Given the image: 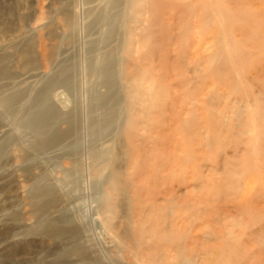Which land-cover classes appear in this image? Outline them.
I'll use <instances>...</instances> for the list:
<instances>
[{
  "label": "rangeland",
  "instance_id": "obj_1",
  "mask_svg": "<svg viewBox=\"0 0 264 264\" xmlns=\"http://www.w3.org/2000/svg\"><path fill=\"white\" fill-rule=\"evenodd\" d=\"M109 1L0 0V99L10 101L0 108V264H85L62 253L64 237L45 236L46 221L79 229L92 264H264V0H136L116 86L122 99L128 91V152L111 190L87 155L89 118L103 110L88 105L104 88L85 70L115 47L90 26L98 13L116 17ZM68 71L70 89L49 84ZM52 95L59 119L17 130ZM74 110L69 150L29 149ZM110 138H95L96 149L118 153Z\"/></svg>",
  "mask_w": 264,
  "mask_h": 264
},
{
  "label": "bare ground",
  "instance_id": "obj_2",
  "mask_svg": "<svg viewBox=\"0 0 264 264\" xmlns=\"http://www.w3.org/2000/svg\"><path fill=\"white\" fill-rule=\"evenodd\" d=\"M87 1L89 0H86V2ZM83 3H85V1ZM136 4H137L136 0H117V1L115 0L111 3L109 1V3L107 4V6L109 5L108 6L109 9H113L116 6L119 7L120 9L117 15H113L116 17L114 18L112 17V15L109 16L107 10L105 12L96 14L90 24V26L92 27L94 25H100L104 29V33H103L104 40L109 41L111 38H113V36L117 38L115 47L112 50L105 52L100 57L98 56L93 57V59L90 60V62L88 63L85 69L87 71V74L99 80L104 88L103 94L93 95V99L90 101V104L88 105V114L97 112L100 107L103 110L99 118L91 117L89 118V121L87 120L88 129L92 131L91 135L93 136L92 143L90 144V149L88 150L87 155L93 161L100 160V164L104 168V170L101 171V173L104 174V176L102 177L103 179L101 182V186H104L105 189L108 190L114 189L116 187L117 173L115 172L116 169L115 166L120 164V162L122 161L121 156L127 154L128 152L127 143L123 145L124 142L122 140L124 136L127 135V133L129 132L127 128L128 127L127 123H125L130 107L129 106L130 104L128 102H125L126 97L128 96V91L125 90L124 93L123 92L124 88H122V92H123V99H122L117 92L116 86H117V82L119 80H122L124 77L123 71L121 70L122 69L121 66L123 64V56L126 53L127 46H129L130 43V34L127 25L131 20V16L133 15L132 11L135 8ZM70 17L65 16L63 19L64 20L63 27L65 28L64 40L68 41L69 43L72 40V35L74 33L73 30L75 28V23L72 17L71 18ZM88 26L86 27L88 28ZM118 26L119 28L121 27L122 30L121 33H119L117 30ZM50 56L51 57L55 56V54H52L51 52ZM70 74L72 73L68 71L67 75L64 78L58 79L56 81L53 80L49 84L51 86L54 85L53 87L60 86L66 90L70 89L72 83ZM55 97H56L55 95H52L47 98L46 101L47 104H45L46 107H42V104L40 103L41 97L39 98V101L36 99L38 105L42 107L39 110V113L33 114L30 117H28L25 120V122L19 128H17V130L32 129L33 126H35V128L40 132L42 131L45 132L46 130H48L49 129L48 124L52 122V119L53 118L59 119L58 116L59 114L56 113L55 111V109L57 108V106L54 103ZM89 97L90 96H88V98ZM56 99H58V97ZM90 99L91 98H89V100ZM9 106H10V101L8 99H0L1 109H3L5 112H9ZM109 114H114V116L108 117ZM122 115L123 116L126 115V118L123 121H122ZM61 120L64 123V128L60 130H53L51 135L46 137L44 140H40V141L36 140L34 144L30 145L29 149L32 150L33 152H37V150L39 149H41L42 151L51 148L63 149L66 147L67 144H71L69 143L71 139L72 142L75 141L79 136L80 126H81L80 117L77 110L68 113L65 116V119H61ZM102 133L105 134L109 133L112 137L109 140H111L112 142L114 141V139L115 141L116 139L120 142L122 141V145L118 148L119 151L118 153L115 152V154H109L107 150L103 151L102 147L101 149H96L99 147H97L95 143V138L99 137V135H101ZM65 149L69 150V148L67 147ZM71 150L74 151L72 148ZM121 153L122 155H119ZM101 173L98 172L97 174H94L92 176L95 178V176L98 177V175L99 174L101 175ZM97 183L99 182L96 181V184ZM48 193H49L48 190L38 191L37 198H43ZM100 200H102V202L98 208L100 210L99 214L102 215V212L107 210L110 205L106 203L107 201L106 195H102ZM35 212L43 216L46 214V210L44 208H40L39 211H35ZM109 222L110 219L105 220L102 218L101 220L103 227L106 228L109 227L110 225ZM41 227H43L44 234L46 237L48 238L64 237V239H66L67 242L72 243L71 245L69 244V246L62 251L63 254L65 253L73 257H78L82 261H85V264L91 263L88 256L80 248V245L75 243V240L79 238L77 235L79 229L74 228L70 221H64L63 226H59V227L55 226L53 223H48L46 221L41 223Z\"/></svg>",
  "mask_w": 264,
  "mask_h": 264
}]
</instances>
